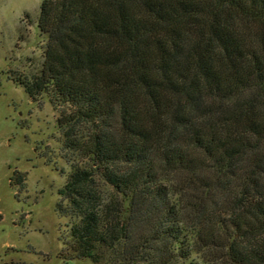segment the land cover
<instances>
[{"label":"trees","instance_id":"1","mask_svg":"<svg viewBox=\"0 0 264 264\" xmlns=\"http://www.w3.org/2000/svg\"><path fill=\"white\" fill-rule=\"evenodd\" d=\"M38 24L20 83L61 111V257L264 264V0H43Z\"/></svg>","mask_w":264,"mask_h":264},{"label":"rangeland","instance_id":"2","mask_svg":"<svg viewBox=\"0 0 264 264\" xmlns=\"http://www.w3.org/2000/svg\"><path fill=\"white\" fill-rule=\"evenodd\" d=\"M42 1L0 0V264H98L60 255L71 219L60 212L59 190L72 169L61 111L48 95L32 99L20 83L43 64ZM16 171L24 184L11 183Z\"/></svg>","mask_w":264,"mask_h":264}]
</instances>
